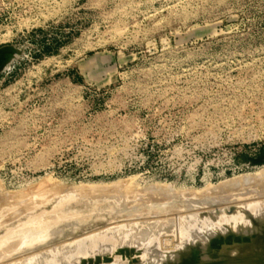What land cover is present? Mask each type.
<instances>
[{"label": "rangeland", "instance_id": "rangeland-1", "mask_svg": "<svg viewBox=\"0 0 264 264\" xmlns=\"http://www.w3.org/2000/svg\"><path fill=\"white\" fill-rule=\"evenodd\" d=\"M0 48V264H264V0H0Z\"/></svg>", "mask_w": 264, "mask_h": 264}, {"label": "bare ground", "instance_id": "bare-ground-1", "mask_svg": "<svg viewBox=\"0 0 264 264\" xmlns=\"http://www.w3.org/2000/svg\"><path fill=\"white\" fill-rule=\"evenodd\" d=\"M245 177V176H244ZM247 177H249V179H250V176H247ZM252 177V176H251ZM244 179V178H243ZM263 185H264V182H263ZM226 187V186H225ZM106 188V187H105ZM160 189H161V187H160ZM264 189V188H263ZM245 190H248V189H245ZM165 191V190H164ZM160 192H162L163 193V191H160ZM160 192H158V193H160ZM227 192V191H226ZM161 193V194H162ZM225 193V192H224ZM232 193V192H231ZM263 193V192H262ZM156 194V193H155ZM177 194V193H176ZM175 194V195H176ZM233 194H234V192H233ZM243 194H245L244 192H243ZM215 195V194H214ZM213 195V196H214ZM222 195V194H221ZM227 195V194H226ZM155 196V195H154ZM219 196V195H218ZM224 196V195H223ZM152 197V196H151ZM209 197H211V196H209ZM215 197V196H214ZM225 197V196H224ZM196 198V197H195ZM193 200V199H192ZM194 201H196V200H194ZM199 201V200H198ZM216 203V202H215ZM228 206V205H227ZM250 207H252V206H250ZM259 207V206H258ZM188 208V207H187ZM257 208V207H256ZM178 209V208H177ZM191 209V208H190ZM249 210L250 211H255L256 212V210L257 209H255V208H249ZM172 211V210H171ZM222 214V213H221ZM214 215H216V214H214ZM218 216H220V215H218ZM218 216H216L217 217V219L219 218ZM222 216V217H221ZM220 216V221L217 223L216 222V224H219V223H225V224H228L230 227H232V228H236L237 226H242V225H245V224H252L253 222H254V219H253V217H250L249 215H245L244 213H241V214H228V213H225V214H223V215H221ZM189 217V216H188ZM185 218L184 219V217H182L183 219H181L180 221H181V223H182V226H184V225H187V224H190V222L191 223H193L194 224V219H191V218ZM34 218V217H33ZM30 219V218H29ZM35 219V218H34ZM170 219V218H169ZM175 219H176V217H175ZM191 219V220H190ZM154 221V220H153ZM165 221H167V220H165ZM164 221V222H165ZM171 222H172V220H170ZM28 222V221H27ZM30 222H31V220H30ZM152 222V221H151ZM150 222V223H151ZM160 222H162V221H160ZM168 222V221H167ZM179 222V221H178ZM29 223V222H28ZM48 223V222H47ZM156 223H157V221H156ZM159 223V222H158ZM203 223V222H202ZM29 224H31V227H32V235L33 234H35V233H40L41 231L43 232L45 229H43V228H45L44 226H46L45 225V222H43V220H37V221H32V223H29ZM162 224V223H161ZM26 225H28V224H26ZM152 225V224H151ZM165 225V224H164ZM176 225V224H175ZM191 225V224H190ZM189 225V226H190ZM207 225V224H206ZM166 226V225H165ZM168 226V225H167ZM188 226V225H187ZM153 227V226H152ZM206 227V226H205ZM13 228V227H12ZM154 228V227H153ZM157 228H158V226H157ZM180 228V227H179ZM182 228V227H181ZM186 228V227H185ZM201 228V227H200ZM202 228H203V226H202ZM43 229V230H42ZM133 229V228H132ZM156 229V228H155ZM160 229V228H159ZM163 229H165V228H163ZM162 229V230H163ZM184 229V228H183ZM217 229V228H216ZM122 230H123V227H122ZM137 230V229H136ZM151 230V229H150ZM153 230V229H152ZM166 230V229H165ZM107 231V230H106ZM127 231V230H126ZM143 231V230H142ZM142 231H140V232H142ZM144 231H146L147 232V230L145 229ZM181 231V230H180ZM41 232V236H42V234L43 233H45V234H43V236L45 235H48L49 233L48 232H46V230H45V232H43L42 233ZM129 232V231H128ZM133 232V231H132ZM148 232H150L149 230H148ZM153 232V231H152ZM160 232V231H159ZM181 232H183V231H181ZM48 233V234H47ZM119 233H120V235H119V237L117 238V241H115L114 243H116V242H120V241H122V237H124V236H122V232H120V230H119ZM125 233H127V232H125ZM123 234V235H126L127 236V234ZM130 233V232H129ZM139 233V232H138ZM151 233V232H150ZM163 233V232H162ZM183 234V233H182ZM184 234H186V232L184 233ZM151 235V234H150ZM158 235V234H157ZM44 236V237H45ZM99 236V235H98ZM103 236H105V235H103ZM130 236V235H129ZM134 236H136V238H135V240H134V238H133V240L132 241H136V239H137V237L138 238H145V237H147V236H149V233H145V232H143V233H141L140 235L138 234V236L135 234ZM27 236H25V238H26ZM28 237H29V239H28ZM28 237H27V239L28 240H30V238H31V235H28ZM188 237V236H187ZM92 238L93 237H91V238H88V239H84V240H82L81 242H80V249L79 248H77L78 250H82V252H84V253H81L82 255H85V252H89V250L91 249V248H93V246L94 245H96V241H90V240H92ZM95 238V237H94ZM97 238H99V237H97ZM112 238V237H111ZM128 238V236L126 237V239L124 238V240H126V242H127V239ZM132 238V237H131ZM140 238V239H141ZM152 238V237H151ZM100 239V238H99ZM109 239V238H108ZM115 239V238H114ZM120 241H119V240ZM21 240H24V238H22ZM21 240H19V241H17V243H16V246L17 247H20V245L21 246H23V241H21ZM37 239H35L34 240V242L36 243V242H38V241H36ZM110 240V239H109ZM129 240H131V239H129ZM190 241V240H189ZM27 242V241H26ZM24 243V245L26 246V244L27 243ZM31 242V241H30ZM123 242V241H122ZM121 242V243H122ZM131 242V241H130ZM238 242V241H237ZM113 243V244H114ZM125 243V242H124ZM123 243V244H124ZM131 243H133V242H131ZM119 244V243H118ZM238 244V243H237ZM115 245V248H117V246L118 245H116V244H114ZM119 245H121V244H119ZM133 245V244H132ZM137 245V244H136ZM112 247H113V245H112ZM111 247V248H112ZM139 247V246H138ZM143 247H144V245H143ZM59 248V247H58ZM110 248V249H111ZM114 248V249H115ZM140 248V247H139ZM56 249V248H55ZM54 249V250H55ZM64 249H65V247H64ZM17 250V249H16ZM53 250V251H54ZM67 249H65L64 251H63V256L61 257L60 256V259L62 258H64V260L66 259L67 260V258H69V254H68V251H66ZM230 250V249H229ZM49 251V250H48ZM43 252V254H39V255H37V254H35V256H33L32 257V255L30 256V258H29V256H28V259H26L27 257H25V261L22 259V261H19V262H16V263H14V264H52L51 262H50V257H51V255H50V253H51V251H49V252ZM77 251V250H76ZM122 251V250H121ZM246 251H247V249L245 250L244 249V247H241L240 245H236V243H235V245H233L232 246V248H231V252H230V254H233L234 253V255L235 256H237V255H243V253L245 254L246 253ZM79 252V251H78ZM142 252H144V251H142ZM70 253V252H69ZM79 254V253H78ZM87 254H89V253H87ZM37 255V256H36ZM69 255V256H68ZM145 255V254H144ZM141 257V256H140ZM141 259H144V256H142V258ZM51 260H53L52 259V257H51ZM53 262V261H52ZM122 263H127V261L125 260V258L124 257H120V256H116L115 258H114V262H113V264H122Z\"/></svg>", "mask_w": 264, "mask_h": 264}, {"label": "water", "instance_id": "water-1", "mask_svg": "<svg viewBox=\"0 0 264 264\" xmlns=\"http://www.w3.org/2000/svg\"><path fill=\"white\" fill-rule=\"evenodd\" d=\"M7 48H0V71L5 68L7 61L4 60L3 55L8 53Z\"/></svg>", "mask_w": 264, "mask_h": 264}]
</instances>
